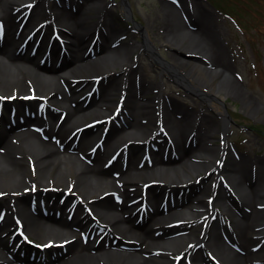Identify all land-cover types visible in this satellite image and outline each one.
<instances>
[{
    "label": "bare ground",
    "instance_id": "obj_1",
    "mask_svg": "<svg viewBox=\"0 0 264 264\" xmlns=\"http://www.w3.org/2000/svg\"><path fill=\"white\" fill-rule=\"evenodd\" d=\"M69 2L72 5L68 6ZM76 2L85 6V14L81 15L77 8L71 7ZM98 2V14L100 10L102 12L95 20L93 14ZM161 3L165 10L162 19L166 31L164 40L171 45L185 42L196 51L192 52L205 55L212 66L224 67L222 48L210 26L189 8L187 11L180 8L179 12L168 0ZM114 14L112 7L101 0H83L81 3L80 0H64V3L57 0H0V96L11 91L9 95L13 97L10 111L0 110V120L4 118L8 123L0 130V264H13L14 257L10 258L8 254L14 253L19 237H23L21 233L48 237L46 246L53 250L54 257L46 264H166L168 261V264H183L177 257L169 260L170 254L173 255L171 250L179 247L193 256L191 264H264L263 173L260 178H252L250 187L244 182L245 168L249 169V166L230 169L229 176L237 190V194H231L234 208L221 189L220 198L209 208L204 197L207 184L192 198L193 183L183 186L190 188L184 199L177 198L178 193L173 195L176 189L180 191L178 183L188 182L189 175L214 165L217 156L214 162L212 158L220 146L203 142L198 150H194L195 135L189 143L188 138L190 132L196 131L200 133L201 141L203 138L214 141L215 124L205 115H196V109L194 115L186 113L180 118L173 117L174 109L188 104H181L174 96L166 98L160 91L153 95L155 82L144 77L137 79L130 58L140 44L120 35L117 37L119 27ZM193 25L196 29H190ZM139 29L144 32L142 27ZM32 32L43 35L44 44L48 33L63 32L66 37L63 55L58 50L49 51L42 61L39 57L42 46L37 54L31 53V44L24 41V36ZM141 44L158 58L156 46L147 34ZM18 47H27V50L23 53L17 51ZM176 48L183 54L187 51L180 46ZM203 61L201 56L192 65L187 57L172 55L171 61L164 62L163 70L172 72L189 90L199 91L196 83L208 86L213 95L202 92L204 99L217 97L212 72ZM118 65L125 67L120 73L116 68ZM89 69L100 70L107 81L101 83L100 97L93 96L86 103L85 97H77L78 93L88 87L84 94L88 92L89 95L95 79L82 82L84 86H80L81 83L72 85L68 75L72 72V76L79 77V71L87 75ZM63 81L67 82L69 90ZM228 87L236 93L242 89L235 79L228 81ZM33 95L35 97H31ZM122 96L127 97L125 111L119 114L113 108L112 113L118 118L123 117V122L109 129L103 140L101 130L98 139L90 138L89 133H96V129L113 117L106 111L113 106L116 97ZM121 101L122 98L116 104ZM46 104L57 108L51 110L45 107ZM97 113L100 116L94 119L96 125L85 128V123L79 124ZM9 114L13 120L7 119ZM29 118L36 121L27 125L22 120ZM226 119L224 115L222 121ZM153 124L157 129L154 131L156 139H152L157 144L155 147L163 143L169 146V154L160 157L157 151L149 150V159L141 162L144 152L137 161L140 153L136 154L135 150L139 149V152L141 144H135L143 139L151 141V133L141 136ZM207 124L209 129L203 133L202 127ZM223 128H226L225 124ZM163 135L166 136L164 139ZM226 147L224 145L223 150ZM122 157L127 160L126 165H119ZM194 158L210 160L194 161ZM261 169L263 171V167ZM172 173H180L182 178L176 181ZM146 175L155 183L142 192L139 181ZM207 179L211 183L216 177L210 174L202 182L206 183ZM66 189L74 193L67 195ZM34 197H39L43 208L30 209ZM67 199L85 213L81 221L50 213V210L61 209L68 215L73 205L61 203ZM215 212L214 219L206 222L207 216ZM174 216L184 220L180 229L184 234H177L169 241L155 238L152 229L165 227ZM174 220L177 218L171 221ZM12 233L17 235L16 240L9 244L8 237ZM81 234L90 235V240L82 241ZM115 238L118 239L116 244L113 243ZM224 238H231L235 248ZM185 240L188 244L183 245ZM201 241L205 242L201 248L214 255V263L202 250L196 251L194 246H189L190 242ZM123 243L136 245V248L123 250ZM156 249L165 250L156 255ZM27 261L33 263L35 259Z\"/></svg>",
    "mask_w": 264,
    "mask_h": 264
},
{
    "label": "rangeland",
    "instance_id": "obj_2",
    "mask_svg": "<svg viewBox=\"0 0 264 264\" xmlns=\"http://www.w3.org/2000/svg\"><path fill=\"white\" fill-rule=\"evenodd\" d=\"M58 3H64V0H57ZM83 2V0H80ZM105 1L106 4H108L110 7H112L114 11V15L116 18V25L119 27L117 30V37L122 34L126 33V39L127 41L136 42L137 44H140L139 48L136 52L133 53L130 60L131 65L134 67V70L136 71V77L137 79H140L144 77V79L151 80L155 82L154 86V92L153 95L156 94V92H159L164 95V97L169 98L174 96V98L177 100H180V103L186 102L188 105H180L178 109H174L172 111L173 117H179L182 115H185L186 113L189 115L195 114L196 109V115L201 114L205 115L209 118V122H212V124H215L216 133L214 134L213 140L214 141H207L206 138H203V141L199 139L200 133H194L190 132L189 137H193L195 135L194 140V150H198V148L201 147L202 143H207V145L211 146L212 143L216 146H220V150L216 155L212 158V162H214L215 157L217 156L214 165L217 166L218 160L221 159L222 150H223V140L225 139L227 144L226 153L224 156V162L222 164V170L218 173H210L211 175H214L218 179V184L216 188V195L215 199L220 198V189L230 198V202L232 204V207L234 208V201L233 196L237 194V190L235 189V186L231 180L230 175V169L232 167H238L247 165L250 168L246 169L247 176L244 177L245 185L252 187L253 180H255V176L260 178L261 173H263L262 180L264 179V0H168V2H171L174 4V6L181 12L180 8H184V10L187 11L189 8L190 10L196 12V15L199 18H202L211 28L212 32L218 38V43H220V47L222 48L223 52V60L225 62L224 67H214L212 66L208 60V58L200 53H194L192 51H195L193 47H189L185 42H178L179 45H171L167 43L164 40V36H166V31L164 29V26L162 24L163 19V13H164V6L161 3L163 0H101ZM99 3L97 4L96 12H94L93 15H95V20H97L98 15L101 14L102 10L99 11ZM79 3L73 4L71 6L74 7L75 10L77 8L78 12L83 15L85 14L86 10L85 6L78 5ZM178 6H177V5ZM180 4V5H179ZM216 4V5H215ZM72 5L71 2H69L68 6ZM73 8V9H74ZM233 11H235L233 13ZM241 17L240 25L237 23V21L234 20L232 16L234 15ZM97 16V17H96ZM185 16V14L183 15ZM94 20V19H93ZM140 24L143 29L144 33L148 35L151 42L156 46V50L159 53L158 60L154 58L152 53L141 43L143 41V32L139 29ZM194 26V25H193ZM190 26V29H196L194 26ZM22 32V31H21ZM33 33V32H32ZM21 34V33H20ZM20 34L18 37H20ZM47 38L46 44L44 41V37L38 36L37 32H34L31 36L32 41L33 39H36L35 41H39L43 45H51V43L55 46L56 40L65 37L64 33L61 32L59 34H52ZM115 35V36H116ZM38 36V37H37ZM48 36V35H47ZM37 37V38H36ZM178 41H180L178 39ZM32 44V43H31ZM183 47L180 49H186L187 51L181 52L176 47ZM46 50V48H43ZM19 49L17 48V51ZM27 50V49H26ZM196 52V51H195ZM199 52V51H198ZM194 55L193 56H191ZM200 54V55H199ZM43 53L39 55L40 58H42ZM45 55V54H44ZM172 55H178V56H184L187 57L190 60V63L196 64L197 59L201 56L203 58V64L207 65L210 69L211 77L213 78V84L215 86L217 97H211L209 99H204L203 94H212V91L208 86H204L202 84L196 83L199 91H189L179 83L173 80V77L170 76V74L167 71L163 70L162 61L169 60L171 61ZM192 57V58H191ZM205 62V63H204ZM207 62V63H206ZM61 62L58 61V64ZM98 66H95L94 68H97ZM93 68V67H92ZM93 68V69H94ZM118 72L123 71L125 67H121L118 65L116 67ZM105 70H108V68H104ZM115 69V68H114ZM89 69V72L87 75L80 73L81 76L74 77L72 76L74 73L70 72L68 76H71L72 85H75L77 83H81L80 86H84L83 83H86L89 81V78L95 79L94 80V88H92L91 92L88 96H86L88 93L84 95V92L87 88H85L83 91H79V96H85L86 103H89L93 96H96L97 98L100 97V86L101 83L107 81L104 80L106 78H103V74H101L100 70H93ZM97 70V71H96ZM116 71V70H114ZM183 72V71H182ZM78 73V72H77ZM184 73V72H183ZM93 75V76H91ZM119 75V74H118ZM230 79H235L237 84L241 86V91L239 93H236L231 90V88L228 87V81ZM192 83L194 82V79H190ZM83 82V83H82ZM63 84L65 85V88L69 90V86L67 85V82L63 81ZM8 92V91H6ZM11 92V91H9ZM5 94L3 97L4 103L0 105V110L2 111H10L11 110V99L12 97L9 95L10 93ZM203 92V94H202ZM92 93V94H91ZM213 95V94H212ZM35 96V95H33ZM83 96V97H84ZM121 97L115 98V103L112 107L107 109V113L114 110H118L117 108L120 107V110L117 112L124 111L126 105H127V97L122 98L123 102L117 103L116 101L119 100ZM0 100L2 98L0 97ZM181 103V104H182ZM43 106V105H42ZM41 106V109H42ZM116 106V107H115ZM45 107H50V109L55 110L57 107L56 105H45ZM105 108V106H103ZM168 109V108H167ZM166 109V110H167ZM170 109V108H169ZM168 109V110H169ZM171 110V109H170ZM169 110V111H170ZM227 116V119L222 121L223 116ZM9 114L8 119H12ZM100 116V113L94 114L86 118L85 120L79 122L80 123H91L94 121L96 117ZM126 116V115H125ZM183 117V116H182ZM180 118V117H179ZM4 120V118H2ZM199 119V117H198ZM50 119H48L49 121ZM213 120V121H212ZM20 121V120H19ZM30 122H27V125H30V123L35 122L36 119L29 120ZM222 121V122H221ZM118 122H122V118H118ZM113 126H115L116 120L111 122ZM157 124V122H156ZM211 124V123H210ZM226 126V128H223V126ZM104 125V124H103ZM110 125V123H109ZM202 127L203 133L205 130L209 129V124L204 125ZM6 125L2 123V128L4 129ZM100 130L102 132V127H99V129H96V133H89L92 137V139H98L100 135ZM157 129L155 128V125L146 131L145 135L141 136L144 137L146 135H154ZM225 133H224V132ZM95 132V131H93ZM161 132V131H159ZM106 131L104 132V134ZM224 133V135H223ZM213 135V134H212ZM101 136V135H100ZM210 136V135H209ZM166 137L163 135L162 139ZM209 138V137H208ZM156 139V138H155ZM154 139V140H155ZM161 137L160 140L162 141ZM146 139H143L141 141H138L135 146H139L138 144H141L140 151L138 150L136 154L140 153L137 157V161H140L142 153L145 152L146 148L149 149V145L145 146L149 143L145 142ZM188 139V143H189ZM212 140V138H211ZM149 141V140H147ZM153 141V140H151ZM203 143V144H204ZM156 144L153 146L155 147ZM159 146H156L155 151L159 154L161 157L162 155L169 154V146H165L163 143H160ZM152 146V148H154ZM167 149V150H166ZM134 151V149H133ZM165 151V152H164ZM157 153H152V155H157ZM136 157V156H135ZM145 157H151L150 152L146 151L144 157L141 158V162L145 161ZM125 157H122L119 160V165L125 164L127 161L123 160ZM194 161H209V158L202 159V158H194ZM213 166H209V168H213ZM202 168L201 170L194 172V174L189 175L187 178L190 179L188 182L178 183L179 187L181 186H187L188 184H194L192 196L196 195L198 191H201L202 187L207 184V190L204 192L205 199L208 202L209 208L211 207L210 199L213 197V191L210 187V179L206 180V183L202 182L203 178H207L208 176H205L209 168ZM263 167V171L261 169ZM225 168V169H224ZM207 169V170H206ZM188 172V171H186ZM173 174V173H172ZM189 174V173H188ZM174 180H179L182 178L180 173H175ZM253 175V177L251 176ZM200 176H203L201 179ZM198 177V178H197ZM152 177H149L146 175L142 178L143 181H139V184L142 188V192H146L150 186L155 183L154 180L151 179ZM253 178V180H252ZM183 180H186L183 179ZM199 180V181H197ZM252 180V181H251ZM166 183L165 181H162ZM212 182V181H211ZM161 183V182H160ZM165 185V184H163ZM175 185H177L175 183ZM65 191V190H64ZM68 195H72L74 191L67 190ZM183 193H180L177 198L187 197V195L190 192V188L187 187L186 189L182 190ZM72 192V193H71ZM178 191H174L173 195H177ZM162 195V194H161ZM82 199V197H81ZM188 200V199H187ZM189 201V200H188ZM160 202V199H159ZM187 202V201H186ZM195 202V201H194ZM91 212V211H90ZM240 215V210H238ZM85 214V213H84ZM177 218V220L171 221L172 219ZM220 219V218H219ZM222 219V218H221ZM169 223H165L166 226L163 228H151L153 231V236L156 238L161 237L163 239L172 240V237H175L177 234H184L183 231L180 229L183 226L184 220L179 219V217L174 216L171 217L169 220ZM171 221V222H170ZM84 221H82L83 223ZM217 225V224H216ZM215 228V227H214ZM170 230H173L172 232ZM26 236L36 242L40 245L46 246V239L48 237H39L33 234L26 233ZM80 239L84 242H87L90 240L91 236L88 235V238H86L84 235H79ZM152 236V237H153ZM54 238H57L55 236ZM225 239V238H224ZM9 242L12 241L11 238L8 239ZM118 239H113V243L116 244ZM228 245L235 248L234 243L232 242L231 238L228 240L225 239ZM188 242V240H185L183 242L185 245ZM204 241L201 242H190L189 246H194L196 251H203V254L206 256V258L210 259L211 262L214 261L212 255L209 251L202 249L201 246L204 245ZM188 244V243H187ZM24 247H21L19 251H17V256L20 257V259H13V264H35V263H28L25 261V259L28 258H35L36 260H39L38 262L46 264L49 262L52 257V253L47 250L43 251L40 249H37L35 246L26 247V249H23ZM121 248L123 250H132L136 248V245H128V244H122ZM114 249H117L116 247ZM183 248L179 247L176 249L171 250L173 252V255L169 260L172 258H176L181 260L183 264H191L193 263V256H190V252L188 250H182ZM165 249H156L154 250L155 254L157 255L159 252L163 253ZM182 252H179L181 251ZM25 251V252H24ZM179 252V254H176ZM46 255V257L44 256ZM8 256L11 258L12 255L10 253ZM15 256V255H14ZM179 256V257H178ZM199 256H201L199 254ZM24 260V261H23ZM215 262V261H214ZM213 262V263H214ZM170 263L168 261L166 264Z\"/></svg>",
    "mask_w": 264,
    "mask_h": 264
},
{
    "label": "trees",
    "instance_id": "obj_3",
    "mask_svg": "<svg viewBox=\"0 0 264 264\" xmlns=\"http://www.w3.org/2000/svg\"><path fill=\"white\" fill-rule=\"evenodd\" d=\"M235 11H233V13H234ZM234 15V14H233ZM240 15H238V16H236V15H234V17L237 19V21H238V23L240 24V21H241V17H239Z\"/></svg>",
    "mask_w": 264,
    "mask_h": 264
}]
</instances>
